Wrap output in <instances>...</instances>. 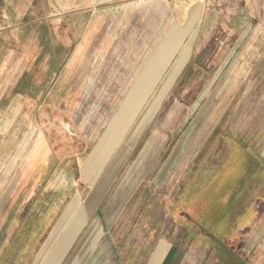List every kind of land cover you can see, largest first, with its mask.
<instances>
[{"label":"rangeland","instance_id":"374dc122","mask_svg":"<svg viewBox=\"0 0 264 264\" xmlns=\"http://www.w3.org/2000/svg\"><path fill=\"white\" fill-rule=\"evenodd\" d=\"M144 1L95 9L92 60L71 62L81 30L65 46L63 28L9 27L0 0V264H39L49 246L46 264H144L166 247L256 264L264 80L235 91L223 73L237 35L197 27L180 43L173 9ZM72 210L90 220L65 248V229L50 234Z\"/></svg>","mask_w":264,"mask_h":264},{"label":"crops","instance_id":"0c3cea01","mask_svg":"<svg viewBox=\"0 0 264 264\" xmlns=\"http://www.w3.org/2000/svg\"><path fill=\"white\" fill-rule=\"evenodd\" d=\"M1 1V13L4 14L6 12L10 15V22L7 19L2 23H6L9 27L10 24H12L13 27L19 30L30 28L36 31L34 35L35 33L37 35V31L39 30H45L47 35H51V33L56 34L57 31L59 32L60 28H63L64 31H66L63 43L65 46L75 44L78 38L72 37V31L81 30V47L79 52L74 54L71 58V62H89L92 60V54L85 53L84 47L94 45L93 35L97 33L99 27L92 24V22H94L92 18H94L96 14L101 13L94 10L120 9L125 7V4L122 6L119 3L128 0H63L62 5L60 7H54V9L53 7L51 8V1L53 0H47L48 5L41 4L40 6H38L37 3H40L41 0ZM144 4H146L144 9H166L167 14L169 9H173L176 13L178 28L183 33L180 43H184L189 39L186 38L185 35H190L197 27L203 30V35H212L217 28L223 29L224 32L226 31L225 33L230 36H233V34L237 35L234 42L236 47L232 51L230 57L225 61L224 77L231 79V86L234 87L235 91H237L236 86L242 87L246 84L247 86L246 89H244V93L247 95L252 94L263 82L264 0H145ZM106 5H108L107 8ZM37 14L45 15L43 16L44 19L36 17ZM57 14L58 16H56ZM43 21L46 23L44 24ZM238 47L240 48L238 49ZM53 60L56 62V58ZM228 62L230 65H228ZM89 220V216L82 212L76 215L73 210L70 215L64 213L59 219H55L59 224L51 231L50 237L53 238L58 236V234L65 229V234L63 232L64 235L61 234V237L63 235V238L69 237L71 239L64 243L66 244L65 248H67L69 244L73 245L76 239L81 237L84 230V222ZM77 221L78 223L75 225ZM69 223H71V225H69ZM68 225L70 228L67 230ZM259 236H261L259 242L261 244L257 246L255 261L256 264H264V232ZM81 245H83V242ZM49 249L50 246L46 251L47 256L45 255L39 264H42L43 260V264H46L45 262L49 257V254H47ZM40 250L41 248L38 250L37 254ZM36 258L37 255L32 264H34ZM57 260L58 261H55V263L49 262L47 264H59V259ZM86 263L87 261H84L79 264ZM67 264H69V262ZM88 264L114 263H108L107 260L102 261L100 257H97L96 261ZM144 264L198 263L186 252L179 249V247H166L153 253L151 258Z\"/></svg>","mask_w":264,"mask_h":264}]
</instances>
